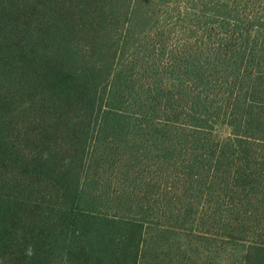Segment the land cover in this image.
<instances>
[{
    "label": "trees",
    "instance_id": "1",
    "mask_svg": "<svg viewBox=\"0 0 264 264\" xmlns=\"http://www.w3.org/2000/svg\"><path fill=\"white\" fill-rule=\"evenodd\" d=\"M138 3L0 0V264H264V26Z\"/></svg>",
    "mask_w": 264,
    "mask_h": 264
},
{
    "label": "rangeland",
    "instance_id": "2",
    "mask_svg": "<svg viewBox=\"0 0 264 264\" xmlns=\"http://www.w3.org/2000/svg\"><path fill=\"white\" fill-rule=\"evenodd\" d=\"M154 1L159 3L156 6V10L159 16V24L164 28H158L157 25L153 26L154 22L147 20L143 15L146 13L147 6H149ZM199 3L203 1L205 6H201L197 4L196 6L192 4L189 0H139V3L135 5L134 14L136 16V21L129 25V29L132 33H134L138 37H143L147 35H151L155 40L161 39L158 37L157 32L161 30H170L173 33V37L177 40V43L183 44L187 39H190L192 30L199 31V35L205 40L209 41L213 37L209 36V33L203 32L205 29H209L210 27H216V24L219 22H215L218 20H228L226 18L227 13L229 12V8H235L239 13V20H228L231 24H235L241 22L245 23L247 26H251L253 29L252 34H255V27H263L264 26V0H194ZM152 7L151 5L149 6ZM136 10H140L136 12ZM178 11L183 13L178 14ZM181 15V17H180ZM138 17L140 19H138ZM17 17L10 15H2V22L6 24V33L10 30L11 25L13 26L17 22ZM259 20L262 21L258 22ZM213 21V23H211ZM233 26V25H232ZM234 27V26H233ZM12 31V30H10ZM160 34V33H158ZM16 35V34H15ZM17 37H19L17 35ZM14 40H8V43H12ZM189 41V40H188ZM132 42H130V45ZM22 59V57H19ZM17 76L21 77L22 75ZM228 133V129H223ZM173 242L174 235H171L170 238ZM205 244V243H204ZM173 256V254L171 253ZM227 259H206L201 261L202 257L197 260L198 264H227L233 263L236 261L239 256L236 258V253L232 251L227 252ZM148 259H154L153 254H148ZM173 259V257H171ZM227 262V263H226Z\"/></svg>",
    "mask_w": 264,
    "mask_h": 264
}]
</instances>
